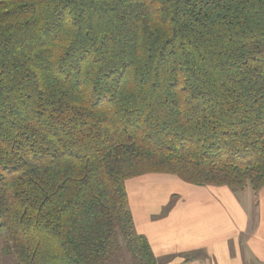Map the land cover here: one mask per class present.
Listing matches in <instances>:
<instances>
[{"label": "trees", "instance_id": "1", "mask_svg": "<svg viewBox=\"0 0 264 264\" xmlns=\"http://www.w3.org/2000/svg\"><path fill=\"white\" fill-rule=\"evenodd\" d=\"M148 174L264 186V0H0L2 255L156 264Z\"/></svg>", "mask_w": 264, "mask_h": 264}, {"label": "crops", "instance_id": "2", "mask_svg": "<svg viewBox=\"0 0 264 264\" xmlns=\"http://www.w3.org/2000/svg\"><path fill=\"white\" fill-rule=\"evenodd\" d=\"M153 176L163 178H153L152 183H176L174 176ZM142 184L132 183L130 196L126 183V193L128 204L133 205L134 230L147 240L156 264H190L193 262L189 254L194 252L200 256L206 253L219 264H264V186L254 192L250 188L232 191L225 186L184 183L190 186L183 188L177 184L189 200L195 198L189 207L194 205V213L192 209L185 214L180 208L178 213L169 211L162 218L174 195L170 193L160 211L152 214L149 204L138 197ZM160 214L162 219L158 218ZM158 219L161 221L156 222ZM193 224L196 225L194 241L189 238ZM173 247L177 248L175 253L170 251Z\"/></svg>", "mask_w": 264, "mask_h": 264}, {"label": "rangeland", "instance_id": "3", "mask_svg": "<svg viewBox=\"0 0 264 264\" xmlns=\"http://www.w3.org/2000/svg\"><path fill=\"white\" fill-rule=\"evenodd\" d=\"M153 178H163V177L153 176V175L148 174V175L137 177V179L133 178V179L128 180L126 183H127V191H129L130 196H131V193H130L131 184L134 182H141L143 184L141 185V188L139 189L138 197L140 198L141 202L146 201L149 204L150 206L149 210L152 214L156 215L160 211L161 206L164 205L170 193L174 195V197L171 199L170 205L165 209V211H163L165 212L164 213L165 215L163 216L162 214H160L158 218L160 219L164 218L166 216V213H168L169 211L171 212L174 211L175 213H178L180 211V208H183V210L185 211V214L188 212V210H192V209L194 213V205L191 208L189 207H190V204L192 205L195 202V198L194 197L191 198L190 199L191 202H190L186 194L182 192L183 189L177 186V184H179V186H182L183 188H189L190 185H186L182 181L176 178H173L174 182L176 183H170V184L152 183L150 180H152ZM128 208H129L130 213L133 214L134 213L133 205L128 204ZM160 219H158L156 222H160L161 221ZM134 232L136 234L135 230ZM195 232H196V225L193 224L189 228V235H191L189 238H191L192 241H194L193 239L195 237ZM2 242H3V235H0V264H15L12 258L5 257L2 255L1 253ZM173 244H174V241H173ZM120 245H121V242H120ZM170 251L175 253L177 251V248L173 247L171 248ZM192 254L198 258H192L193 257ZM189 255H190V261L193 262L190 264H219L218 261L216 260L212 261L211 258H208V255L206 253L203 256L195 254V252ZM108 264H130V258L127 255V253L124 250H122V252L119 255L115 256Z\"/></svg>", "mask_w": 264, "mask_h": 264}]
</instances>
